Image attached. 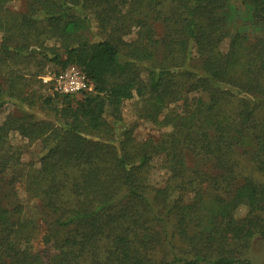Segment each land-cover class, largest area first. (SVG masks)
I'll return each mask as SVG.
<instances>
[{
	"label": "trees",
	"instance_id": "trees-1",
	"mask_svg": "<svg viewBox=\"0 0 264 264\" xmlns=\"http://www.w3.org/2000/svg\"><path fill=\"white\" fill-rule=\"evenodd\" d=\"M13 1L0 0V109H15L0 121V264H252L264 237V0ZM72 65L91 91L43 82ZM127 101L158 141L134 136ZM13 132L40 143L38 167Z\"/></svg>",
	"mask_w": 264,
	"mask_h": 264
},
{
	"label": "rangeland",
	"instance_id": "rangeland-1",
	"mask_svg": "<svg viewBox=\"0 0 264 264\" xmlns=\"http://www.w3.org/2000/svg\"><path fill=\"white\" fill-rule=\"evenodd\" d=\"M25 1L26 0H15L9 4V8L15 11H21L25 7ZM134 36H132L130 39H133ZM0 41H1V36H0ZM228 40H226L222 48L223 50H227L228 48ZM52 67H48L50 71ZM46 88V87H45ZM43 93L45 94H50L53 93L54 91H49V90H42ZM14 106L9 104L4 106L2 109H0V121H3L5 117L10 115L14 111ZM123 118L124 121L129 127L135 126L134 130V136L139 140V141H144L149 138H154L156 141L159 140L161 137L162 132L159 131L152 122H150L148 119H143V118H138L135 113H134V105L132 101H127L124 106H123ZM111 119V118H110ZM10 141L12 142L13 145L19 146L23 150V156H22V162L27 165H33L35 167L39 166L38 160L39 157L42 154V148L40 143H33L30 144L28 139H24L22 136H20L18 133L13 132L10 135ZM208 167V166H205ZM167 170L165 169V164H164V158L162 155H158L155 157V160L153 162V169L151 173V177L153 179V183L156 185H164V181L168 177ZM19 197L24 204H27V210L33 209L34 202L35 200H29L27 195L25 194L24 188L19 187ZM247 212L246 207H241L238 211L237 214L239 216L245 215ZM41 237H37L35 239L34 244L35 248L41 249L43 247ZM248 258H250L252 264H264V237H257L251 246V249L247 255Z\"/></svg>",
	"mask_w": 264,
	"mask_h": 264
},
{
	"label": "built area",
	"instance_id": "built-area-1",
	"mask_svg": "<svg viewBox=\"0 0 264 264\" xmlns=\"http://www.w3.org/2000/svg\"><path fill=\"white\" fill-rule=\"evenodd\" d=\"M42 78L44 83L52 82L54 90L64 95H79L93 89V85L86 74L75 65L62 70L60 73L48 74Z\"/></svg>",
	"mask_w": 264,
	"mask_h": 264
}]
</instances>
